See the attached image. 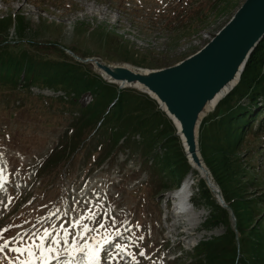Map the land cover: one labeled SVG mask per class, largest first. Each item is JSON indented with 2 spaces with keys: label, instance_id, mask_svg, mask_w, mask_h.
I'll use <instances>...</instances> for the list:
<instances>
[{
  "label": "rangeland",
  "instance_id": "obj_1",
  "mask_svg": "<svg viewBox=\"0 0 264 264\" xmlns=\"http://www.w3.org/2000/svg\"><path fill=\"white\" fill-rule=\"evenodd\" d=\"M195 1L0 0V19L24 18L20 34L10 26L6 35L0 33V41L29 47L33 53H45L41 49L45 46L51 53L56 44L84 56L130 64L140 59L146 68L166 67L200 49L243 2L226 0L221 6L225 12L216 18L211 15L200 30L190 36L177 33L174 25L181 15L186 17L181 10L187 5L191 6L186 10L201 7ZM72 98V93L36 85L27 91L0 87V243H8L0 252V263L26 258L27 253L12 249L38 243L45 231L52 234L45 238L46 245L57 235L61 241L59 260L51 264H61L63 259L69 262L63 232L70 233L71 245L81 232V227H73L78 221L91 229L77 239L79 245L100 241L99 264H186L198 242L224 233L223 226L204 229L209 208L191 203L199 201L198 176L191 171L175 182L187 186L192 179L193 183L191 200L181 207L176 204L174 182L157 173L151 160L144 164L146 158L138 154L113 149L97 162L99 152L81 149L69 159L74 116L67 101ZM76 101L85 106L90 98L83 94ZM257 102L264 107L263 100ZM263 107L255 120L247 121L249 132L242 135L237 149L240 157H229L227 166L220 169L228 188L234 190L242 182L250 197L258 194L261 198ZM53 153L55 161L45 168ZM188 195L185 192L184 200ZM230 222L234 225L231 216ZM72 264H88L85 254H75Z\"/></svg>",
  "mask_w": 264,
  "mask_h": 264
},
{
  "label": "trees",
  "instance_id": "obj_2",
  "mask_svg": "<svg viewBox=\"0 0 264 264\" xmlns=\"http://www.w3.org/2000/svg\"><path fill=\"white\" fill-rule=\"evenodd\" d=\"M196 2L201 9L186 10L191 6L187 5L181 10L186 17L181 15L179 23L174 25L177 33L190 36L207 25L211 15L216 18L226 9L221 7L226 0ZM23 19L20 15L1 18L0 33L6 35L13 26L20 34V30H24ZM54 45L51 53L47 46L39 47L45 53H33L29 47L0 41V87L27 91L30 85H36L63 90L67 95L72 93V100L67 101L74 116L70 125L69 159L81 149L99 152L97 162L113 149L127 150L146 158L144 164L151 160L152 168L162 176H168L176 186L175 182L191 168L171 122L157 104L136 90L119 89L105 82L85 64L70 59L59 45ZM134 64L147 67L140 59ZM84 93L90 94L91 100L80 106L76 98ZM259 98L264 100V36L248 57L238 83L203 118L199 130L201 155L217 181L225 203L233 211L236 231L231 226L228 210L215 202L204 182L198 179L196 194L199 201L194 199L192 203L209 208L204 229L223 226L225 231L198 242L188 253L192 259L186 264H264V198L258 194L250 197L240 181L237 188L231 190L224 182L226 175L220 170L227 166L229 157H240L237 149L248 128L247 121L258 117V110L251 108ZM61 138L60 147L63 146ZM55 155L51 154L45 161V168L52 166ZM192 172L196 175L194 170Z\"/></svg>",
  "mask_w": 264,
  "mask_h": 264
},
{
  "label": "water",
  "instance_id": "obj_3",
  "mask_svg": "<svg viewBox=\"0 0 264 264\" xmlns=\"http://www.w3.org/2000/svg\"><path fill=\"white\" fill-rule=\"evenodd\" d=\"M263 36L264 0H243L200 49L166 67H140L60 48L105 82L134 89L154 100L171 121L187 163L200 174L211 196L225 207L220 187L199 151V126L238 83L248 57Z\"/></svg>",
  "mask_w": 264,
  "mask_h": 264
},
{
  "label": "snow or ice",
  "instance_id": "obj_4",
  "mask_svg": "<svg viewBox=\"0 0 264 264\" xmlns=\"http://www.w3.org/2000/svg\"><path fill=\"white\" fill-rule=\"evenodd\" d=\"M0 187H2V183H0ZM73 227H81V232L76 233V236L73 238L71 245H69L68 240L70 233L67 230H64L63 232V244L70 257L68 264H72V257H74V255L77 253H84L88 264H99L101 251L100 241L97 240L94 245L88 243H85L83 246L79 245L77 243V239L82 238V236L85 233L91 231V229H89L87 225L83 223V221L76 222L75 224H73ZM101 227H103V225H101ZM4 231H7V229H5ZM0 235H2V233H0ZM49 235L52 234L45 231L44 235L39 238L38 243H33L30 246L24 248L18 247L16 249H12V251L18 252L21 255L27 253V256L24 259H20L19 257H17L15 260H10L9 264H36L37 260H39L40 264H51L54 259L58 261L60 252L58 245H60L61 243L60 237L59 235H57L52 240L51 245H46L44 241L45 238ZM7 248V241H5L4 243H0V252H4ZM117 248L120 249L121 246L118 245ZM37 251L39 255H37ZM141 255H143V253H141Z\"/></svg>",
  "mask_w": 264,
  "mask_h": 264
},
{
  "label": "bare ground",
  "instance_id": "obj_5",
  "mask_svg": "<svg viewBox=\"0 0 264 264\" xmlns=\"http://www.w3.org/2000/svg\"><path fill=\"white\" fill-rule=\"evenodd\" d=\"M184 187H185V185H183L182 188L180 190H178V192L176 193V196H177L176 201L177 202L176 201L175 202L177 205L179 204L181 207L187 203V199H188V197H185L186 200H184V194H185V188ZM1 188L2 187H0V191H1ZM0 195H1V193H0ZM53 216H55V215H53ZM61 264H68V261L63 259V260H61Z\"/></svg>",
  "mask_w": 264,
  "mask_h": 264
}]
</instances>
